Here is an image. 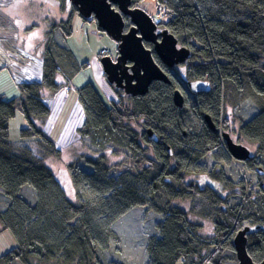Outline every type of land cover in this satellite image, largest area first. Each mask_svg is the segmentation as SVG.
<instances>
[{"label": "trees", "instance_id": "obj_1", "mask_svg": "<svg viewBox=\"0 0 264 264\" xmlns=\"http://www.w3.org/2000/svg\"><path fill=\"white\" fill-rule=\"evenodd\" d=\"M142 1L132 0L133 6ZM154 1L157 10L167 6L159 27L168 28L180 45L192 51L191 59L184 63L188 71L166 67L154 52L171 83L155 81L139 96L116 90L118 98L109 102L92 83L78 90L84 122L77 133L89 138L98 151L111 145L129 152L117 165L108 164L103 153L82 155L70 163L78 201L70 198L59 175L46 164L61 150L53 132L45 134L37 122L51 115L43 92L56 93L62 87L56 59L62 58L72 69V77L78 70L71 51L60 45L55 31L69 37L75 15L84 21L95 19L84 18L68 0H57L60 12L69 5L72 9L66 20L49 25L41 79L21 83L20 94L13 99L0 95V190L9 201L6 209H0V228L10 230L18 241L0 254V264H121L104 260L110 243L117 246L120 242L113 224L143 205L164 216L160 235L149 238L148 264H227L229 260L238 264L233 242L236 233L246 226L264 225L263 208L230 207L229 194L186 178L204 174L218 180L226 191L246 197L256 187L264 190V174L258 170L261 165L264 170V0ZM124 19L127 30L130 18ZM146 46L153 49L151 43ZM199 79L209 81L211 89L193 92L196 97L190 105L188 81ZM176 89L186 98L182 108L173 102ZM247 98L256 101L258 111L241 124L238 135L255 144L257 152L239 161L229 154L224 139L208 127L204 116L210 114L219 128L228 129L229 118L221 116L222 101L235 105ZM18 109L27 126L20 131L21 142L15 143L10 140L9 122ZM133 122L140 123L142 130L138 132ZM149 128L158 135L157 142L150 139ZM258 157L262 160L257 161ZM123 166L127 169L119 176L113 174ZM26 185L35 191L34 202L21 194ZM177 199L189 200V207L174 205ZM190 216L212 221L214 235H200L201 222ZM247 238L249 254L260 262L264 259V231L248 233Z\"/></svg>", "mask_w": 264, "mask_h": 264}, {"label": "rangeland", "instance_id": "obj_2", "mask_svg": "<svg viewBox=\"0 0 264 264\" xmlns=\"http://www.w3.org/2000/svg\"><path fill=\"white\" fill-rule=\"evenodd\" d=\"M138 6L145 9L152 17H156L158 8L156 1L144 0ZM56 7L59 10L57 0H0V95H3L6 100L13 99L20 94L19 85L21 83L41 79L49 23L61 21L53 19V15L50 14L52 13L50 10H55ZM71 9V5H69L64 13L60 10L59 13L67 16L70 15ZM7 12H13L15 16L13 19H6L2 26V18L6 17L4 13ZM161 28L159 27V29ZM55 37L61 46L71 51L73 64L78 70L72 77L69 73L72 69L65 65L62 58H57L56 60L60 64L57 80L62 84V87L56 93L43 92L44 101L49 105L51 115L42 122L40 121V124L44 127L45 134L53 132L57 138L58 149L61 150L59 156L50 157L45 162L59 175L70 198L73 201H78L79 196L72 184L69 171L70 163L80 160L82 155L96 157L103 153L107 157L108 164L117 165L123 163L127 154L129 155L125 149L115 150L111 145L98 151L91 146L89 138L81 137L76 131L84 122L82 106L77 99L78 90L82 86L92 83L107 102L118 98V94L114 90L115 87H112L104 76L99 56L101 49L106 47L111 51V56L116 58L118 45L106 32L98 29L96 21H84L79 15H75L73 18L71 36L62 37L58 31H55ZM87 62H91L90 67H87ZM182 65L179 67L180 71H188L189 67L186 64ZM186 93L191 105L196 96L191 90ZM120 95L124 94L120 92ZM257 111L258 107L253 98L244 99L235 105L223 100L221 105V116H226L230 120L229 128H222V130L229 131L234 141L249 147L252 156L256 155L257 146L239 138L238 132L241 124L253 117ZM140 123H132L138 132L142 130ZM26 126L27 120L22 111L18 109L9 122L10 140L20 143L22 140L20 131ZM149 155L153 156L151 151H149ZM260 160L262 157L257 158V161ZM126 169V166L118 167L112 172L119 176ZM186 178L188 182L208 184L222 194H229L228 205L230 207L238 205L240 208L264 209V190L260 187L254 189L253 195L246 197L241 192L226 191L218 180L204 174H192ZM21 194L31 202L35 201V191L29 185L22 188ZM157 202L161 203L162 200L157 199ZM173 204L187 209L190 201L177 199L173 201ZM8 205L9 201L0 190V209L4 210ZM163 217V214L151 210L146 205L131 209L113 224L120 242L117 246L113 242L110 243L104 260H114L121 264H148L149 238L160 235L159 228ZM190 218L194 222H201L200 235L213 236L214 224L212 221L195 216H190ZM17 244L18 241L10 230L0 228V254L14 248ZM227 264H236V261L229 260Z\"/></svg>", "mask_w": 264, "mask_h": 264}, {"label": "water", "instance_id": "obj_3", "mask_svg": "<svg viewBox=\"0 0 264 264\" xmlns=\"http://www.w3.org/2000/svg\"><path fill=\"white\" fill-rule=\"evenodd\" d=\"M75 5L79 13L86 19H95L98 27L117 42V57L104 56L101 58L104 73L110 84L122 89L125 95H145L155 81L171 83L170 77L157 62L155 54L168 68L184 64L192 57V51L187 46L179 44L177 37L168 29L159 31V25L143 8L133 6L132 0H68ZM124 16L130 18L131 25L125 30ZM152 43L153 49L146 46ZM180 45V46H179ZM189 89L194 93L211 89L207 80H189ZM174 104L182 108L185 96L180 89L173 92ZM208 127L218 132L219 128L210 114L204 116ZM150 139L159 140L158 135L149 128ZM225 148L229 154L239 161L251 158V150L246 145L234 141L229 132H222ZM261 175L264 170L258 168ZM264 188V182L262 184ZM264 231V225L246 226L239 230L234 239L238 264H264L253 260L247 249V234Z\"/></svg>", "mask_w": 264, "mask_h": 264}, {"label": "crops", "instance_id": "obj_4", "mask_svg": "<svg viewBox=\"0 0 264 264\" xmlns=\"http://www.w3.org/2000/svg\"><path fill=\"white\" fill-rule=\"evenodd\" d=\"M52 5H53V3H52ZM51 5V6H52ZM52 7H54V6H52ZM58 7V6H57ZM56 7V9L54 10V9H52V10H50V12H52V13H50V14H52L53 15V19H55L56 18V20L57 21H59V20H65L66 18H68V16L69 15H67V16H65V15H61L60 13H59V10H58V8ZM4 15H6V17L5 18H2L3 20H2V26H4V23L6 22V19H10V18H14V16H15V13H13V12H7V13H4ZM50 18H51V15H50ZM48 22H49V20H48ZM49 25H50V23H49ZM48 31V30H47ZM72 81V80H71ZM59 82V81H58ZM60 83V82H59ZM84 115V114H83ZM39 125H40V122L38 121L37 122ZM42 128H44L42 125H40ZM58 143V142H57ZM214 235V234H213ZM209 237H212V236H209Z\"/></svg>", "mask_w": 264, "mask_h": 264}, {"label": "built area", "instance_id": "obj_5", "mask_svg": "<svg viewBox=\"0 0 264 264\" xmlns=\"http://www.w3.org/2000/svg\"><path fill=\"white\" fill-rule=\"evenodd\" d=\"M166 11H167V6L166 5H164V6H162V7H160L158 9L156 17H155L156 21L158 23H160L163 19H165ZM110 54H111V51L108 48L104 47V48L101 49L99 56H107V55H110ZM90 64H91V62H87L86 63L87 67H90Z\"/></svg>", "mask_w": 264, "mask_h": 264}, {"label": "flooded vegetation", "instance_id": "obj_6", "mask_svg": "<svg viewBox=\"0 0 264 264\" xmlns=\"http://www.w3.org/2000/svg\"><path fill=\"white\" fill-rule=\"evenodd\" d=\"M161 29H163V28H161ZM159 31H160V29H159ZM152 44V43H151ZM153 45V44H152ZM180 46V45H179ZM175 67H181V64L180 65H177V66H175ZM112 85V87H115V89L114 90H122V89H119V88H117L115 85H113V84H111ZM116 92V91H115ZM185 101H186V98H185ZM231 134V133H230ZM232 136V135H231ZM233 138V137H232Z\"/></svg>", "mask_w": 264, "mask_h": 264}, {"label": "bare ground", "instance_id": "obj_7", "mask_svg": "<svg viewBox=\"0 0 264 264\" xmlns=\"http://www.w3.org/2000/svg\"><path fill=\"white\" fill-rule=\"evenodd\" d=\"M218 127V126H217ZM219 128V127H218ZM220 135L222 134V132H224L221 128H219V131ZM222 137V136H221Z\"/></svg>", "mask_w": 264, "mask_h": 264}]
</instances>
